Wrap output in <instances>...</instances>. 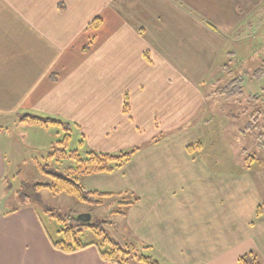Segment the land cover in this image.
<instances>
[{"label": "crops", "instance_id": "0c3cea01", "mask_svg": "<svg viewBox=\"0 0 264 264\" xmlns=\"http://www.w3.org/2000/svg\"><path fill=\"white\" fill-rule=\"evenodd\" d=\"M214 5L0 0V118H16L17 133L39 129L25 128L20 115L54 118L69 124L70 143L78 133L79 148L98 153L140 149L121 169L81 183L121 194L104 199H138L111 218L122 220L125 247L140 254L149 247L144 253L159 264H240L249 253L264 264V190L253 184L254 159L244 148L237 157H207L196 131L217 99L202 79L222 71L217 61L231 43L248 52L254 29H262L264 0H234L230 14ZM98 18L101 27L90 29ZM0 130V264H113L95 242L70 254L54 248L39 209L8 190L11 129Z\"/></svg>", "mask_w": 264, "mask_h": 264}, {"label": "rangeland", "instance_id": "374dc122", "mask_svg": "<svg viewBox=\"0 0 264 264\" xmlns=\"http://www.w3.org/2000/svg\"><path fill=\"white\" fill-rule=\"evenodd\" d=\"M206 1H210L211 5L215 4L214 7H216V10H224L225 14H230L229 10L234 0ZM220 15L223 14L219 13V16ZM209 23L219 27V25L229 26L230 23L232 24L235 22L209 21ZM261 24V30H258V28L254 29V39L256 40L251 47H249L247 53L239 51L243 47L240 44L233 43L232 45L231 43V46L228 45L225 48L217 61L218 65H223L222 71H215L210 76L202 79V89L209 96L216 95L215 97L217 99L209 102L207 108L211 110H209L208 114L204 116L206 122L202 123V129L200 124L199 127L196 128V131H199L200 128L202 132L203 139L200 140L205 143V155L207 157L221 158L227 154H230L231 157H237L238 155L235 151L244 148L242 150L245 151L246 157L250 156L254 159L252 164H250H254L253 184H257L264 190V174H261L264 173V147L260 148L254 141L255 134H259L264 130V115H260V121H258L261 126L263 124V128H257L256 132L252 135L249 134L248 137L241 134L252 120L251 116L253 115V112L260 109L264 110V75L262 76L263 78L260 79H256L254 76V71L257 69L262 68L264 70V21ZM220 29L224 32L222 28ZM224 35L226 37L225 32ZM232 39L236 41L239 40L237 37ZM182 55L186 59L195 56L190 52H183ZM193 60L195 61L196 59L194 58ZM193 64L202 65V62L197 61L193 62ZM227 66L232 69L234 76L243 78L244 85L243 95L230 101H228L224 95L219 96V93L226 88L230 81L228 75H226ZM225 68L226 71H224ZM185 70L188 75H192V70ZM211 81L214 83L211 84ZM247 112H249L248 114L250 115V118L248 117L249 115H245ZM22 116L23 115H20L19 118L21 119ZM15 119L16 118H10L5 120L0 118V126H3L5 131L11 129L9 137L4 142V146L10 162V173H12L10 175L11 179L6 181V184H9L8 190H10L12 194H16V192L21 189L23 182H52V176L46 175L40 171V166L44 167L50 173H58L65 172L70 166L75 165V161L71 159L65 160L60 164L55 160L49 159L48 156L54 151L52 148L56 147L57 143L63 141L66 137L67 132H65L63 128H45L38 126L39 129H33L30 132H28L29 129H26L28 133H17L15 129V124L17 122ZM66 125H68L67 128H69V124ZM31 126L33 125H26L25 128H31ZM0 133L2 134V130H0ZM77 134L78 133H75L73 136V140L69 145V150L77 149L82 156H85L86 152L90 150L86 147H83L82 149L79 148ZM23 135L27 137L26 141L23 140ZM31 140L36 141V143L32 144V142H30ZM194 146L197 147V145ZM211 161L213 162V160ZM219 166L220 164H214L213 162V167L219 168ZM38 198L40 199L39 203H36L34 199L28 201H31V203L39 209V214L54 239H57V231L64 229L65 224L69 227L71 224L75 225V222L60 223L55 218L51 217V214H59L63 219L71 215L78 217L83 214H91L93 217L91 223H93L97 229L103 231V235L108 236L115 242L125 246L122 243L125 239L122 220L120 218L117 219L116 217L111 218V214L116 211H124L126 209L125 204L131 202L132 197H124L123 199L121 197L104 199L103 205L91 206L80 202L76 197L70 196L66 193L55 194L47 189H43L39 193ZM21 199H18L20 201L19 204L22 203ZM17 203L18 201L16 202V205ZM1 205L2 202L0 203V206ZM47 210L51 211V213H48ZM103 235L100 236L91 229H85L80 240L83 244L95 242L102 246ZM140 252L141 254L148 256L144 253L145 251H143V249H141Z\"/></svg>", "mask_w": 264, "mask_h": 264}, {"label": "trees", "instance_id": "16d2710c", "mask_svg": "<svg viewBox=\"0 0 264 264\" xmlns=\"http://www.w3.org/2000/svg\"><path fill=\"white\" fill-rule=\"evenodd\" d=\"M101 24L102 21L98 18L89 26V28L97 30L101 27ZM224 71H226V68ZM226 75H228L230 81L226 88L219 93V96L224 95L228 101L242 96L244 93L243 78L234 76L232 69L229 67L227 68ZM263 75L264 70L262 68L254 71L256 79L263 78ZM127 111L128 107L126 106V112ZM260 115H264L263 109L255 110L253 112V115L251 116V126L250 128L248 127L247 131L254 134L257 128L263 126V124L261 126L258 122L260 121ZM20 121L29 125L41 126L45 128L61 127L67 133L69 132V128H67L68 125L54 118L27 114L23 115ZM70 141L71 134L69 132L63 141L57 143L56 147H53L52 150L54 151L49 154V159L55 160L59 163L71 159L75 161V165L69 167L65 172L58 173H50L41 166V171L46 175L52 176L53 181L50 183L23 182L21 189L16 192L18 197H20L19 199L22 198L21 201L23 203H31V201H28L30 199H34L36 203H39L40 199L38 198V195L43 189H47L55 194L66 193L70 196L76 197L80 202L91 206L103 205L105 197L121 195L90 191L82 185L81 180L86 176L109 174L121 169L140 149H134L119 154H104L87 151L85 156H82L78 150H69ZM255 141L260 147H264V130L259 134H255ZM7 185L9 186V184ZM135 201L137 202L138 199L136 198ZM134 202H128L125 205L129 206ZM47 212L51 213V211L48 210ZM51 217L55 218L60 223L75 222V225L71 224L69 227L65 224V228L60 229L57 232V239H54L51 236L54 248L64 253H75L89 247L92 244H83L80 240L85 229H91L100 236L104 234V232L97 229L93 223L84 224L74 215L68 216L65 219H63L59 214H51ZM102 244V246L99 245L101 248V257L106 262L113 264H131V261L135 259L140 264H159L150 256H145L144 254L137 252V247L134 246V248H127L115 242L108 236L103 235ZM142 249L147 250L149 247H143ZM240 264H260V259L257 254L249 253L240 258Z\"/></svg>", "mask_w": 264, "mask_h": 264}, {"label": "water", "instance_id": "95a60500", "mask_svg": "<svg viewBox=\"0 0 264 264\" xmlns=\"http://www.w3.org/2000/svg\"><path fill=\"white\" fill-rule=\"evenodd\" d=\"M77 219H78L80 222L84 223V224H88V223H91L93 217H92L91 214H83V215H79V216L77 217Z\"/></svg>", "mask_w": 264, "mask_h": 264}]
</instances>
